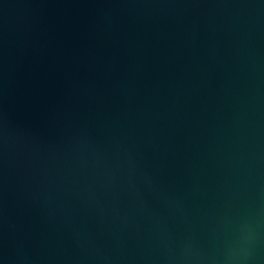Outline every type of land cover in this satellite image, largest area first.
Returning <instances> with one entry per match:
<instances>
[{
    "label": "water",
    "instance_id": "1",
    "mask_svg": "<svg viewBox=\"0 0 264 264\" xmlns=\"http://www.w3.org/2000/svg\"><path fill=\"white\" fill-rule=\"evenodd\" d=\"M0 264H264V0H0Z\"/></svg>",
    "mask_w": 264,
    "mask_h": 264
}]
</instances>
